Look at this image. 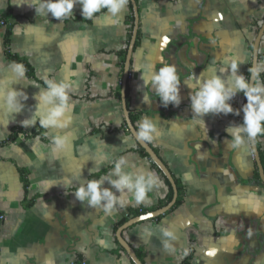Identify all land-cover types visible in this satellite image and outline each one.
Returning a JSON list of instances; mask_svg holds the SVG:
<instances>
[{
	"label": "crops",
	"instance_id": "crops-1",
	"mask_svg": "<svg viewBox=\"0 0 264 264\" xmlns=\"http://www.w3.org/2000/svg\"><path fill=\"white\" fill-rule=\"evenodd\" d=\"M135 1L139 43L131 58L127 108L136 117L137 130L148 118L161 132L147 143L169 169L176 187H181L182 201L157 218L127 228L123 237L143 264H182L187 257L190 264H264V184L254 176L257 166L250 142L234 146L225 131L242 123L243 112L209 113L198 120L191 110L192 90L185 84L191 74L201 79L210 78L213 69L219 74L218 69L232 59L247 78L253 43L264 22V0ZM19 3L23 0H0V15L7 16L10 24L8 46L7 23L0 26V80L14 75L8 67L13 62L8 49L17 63H27L31 69L25 80L12 85L23 88L28 99L20 100L24 108L9 124L4 120L10 118L0 109V141L13 129L28 133L36 129L39 134L23 132L0 146V264H73L77 256L83 264H133L117 241L118 222L128 217V209L151 211L165 205L172 187L137 149L126 130L121 97H115L119 86L121 91L122 52H127L134 23L130 1L118 17L102 9L91 20L81 19L77 3L62 21L50 13L37 16L33 7ZM259 60H264V35ZM164 64L174 65L181 76L178 106L164 107L154 90L143 87L142 72L147 75L149 68L158 71ZM45 78L70 83L73 120L66 129L20 124L35 111L33 95L39 91L25 85L34 81L43 87ZM224 79H229L228 73ZM229 103L241 109L246 103L243 92ZM57 132L67 133L70 144L54 155L51 137ZM256 143L264 154V137ZM120 156L127 157L124 172L151 171L159 178L160 185L147 194L148 202L137 204L128 198L124 207L117 204L106 213L78 201L72 193L78 187L76 178L107 175ZM65 178L73 180L66 189L46 183L59 184ZM102 187L118 197L131 195L127 189L117 192L107 180ZM250 196L260 201L258 211L243 203ZM164 227L177 237L170 240L172 251L164 249Z\"/></svg>",
	"mask_w": 264,
	"mask_h": 264
},
{
	"label": "clouds",
	"instance_id": "clouds-1",
	"mask_svg": "<svg viewBox=\"0 0 264 264\" xmlns=\"http://www.w3.org/2000/svg\"><path fill=\"white\" fill-rule=\"evenodd\" d=\"M33 7L37 16L47 17L49 13L56 20L62 21L64 18L72 15L74 6L79 3L81 6V15L86 20L94 19L96 14L102 9H106L111 17H118L124 10L127 0H23ZM25 27L31 29L32 25ZM19 34V32H17ZM239 62L232 59L230 63L225 62L217 70L213 69V75L210 78L201 79L191 74L187 77L185 84L191 89L190 101L193 115L198 119L206 114L219 115L221 113L228 115H240L243 112V121L239 125L231 124L226 127L225 131L232 137L234 146H241L247 141H256L258 137H264V60H256L255 54L253 62L248 68L247 78L239 71ZM13 76L0 80V109L3 110L6 118L4 123L9 124L15 121V115L19 114L24 108L21 99L27 100L28 96L23 91L12 87L17 81L26 79V68L23 64L12 62L8 66ZM139 70V69H137ZM140 71V70H139ZM224 73H228L229 79H224ZM143 87L154 90L160 103L167 107L169 104L178 106L181 102L180 85L181 76L177 72V68L171 64H164L159 70L149 68L146 75L142 72ZM195 79V83L191 81ZM7 85V87H5ZM31 85L39 88V91L33 95V99L37 101L35 111L30 118L20 121L24 128L35 127L37 124L41 129H66L73 120L71 115L72 106L69 102V93L71 90L70 83L67 81L58 82L54 78H45L43 87L34 81H28L25 88ZM243 92L246 103L241 109H234L229 101ZM143 102H148V96L144 94ZM47 137L49 133L44 132ZM161 135L154 122L148 118L142 119L138 125L136 138L141 141H152L154 137ZM70 144L69 135L57 132L51 137V151L58 154L68 149ZM103 157L102 159H107ZM127 157L120 156L113 161V166L107 175H101L98 179H82L77 177L78 187L72 193L80 202H87L91 208H103L107 213L117 204L124 207L128 198L133 199L137 204L148 202V192L154 186L160 185L159 178L154 172L147 173L141 171L137 174L126 173L123 171V165L127 164ZM133 175L135 178L133 179ZM116 176L117 179H112ZM108 181L117 192L123 193L127 189L131 195L116 196L109 188L102 187L105 181ZM51 186L63 185L65 189L73 184V180L65 178L59 184L46 181ZM243 203L249 205L252 211H258L261 207L259 200L253 196ZM151 215V214H149ZM145 217H141L144 219ZM162 234L165 239L162 240L164 249L172 251L170 240L177 237L174 232L164 227Z\"/></svg>",
	"mask_w": 264,
	"mask_h": 264
},
{
	"label": "water",
	"instance_id": "water-1",
	"mask_svg": "<svg viewBox=\"0 0 264 264\" xmlns=\"http://www.w3.org/2000/svg\"><path fill=\"white\" fill-rule=\"evenodd\" d=\"M129 1L131 4V7H132V11H133L134 23H133V29L131 32V37H130L128 47H127V52L125 55V60H124V64H123V75H122V81H121V103H122L125 123H126V126L128 128V131L131 134V136L133 137L134 141L138 145H140L142 147V149H144V151L147 153L149 159L159 168V170L162 172V174L170 182V185L172 187V197L165 205H163L157 209H154V210H151V211H148V212L142 213L140 215L129 218L122 225H120L116 231L117 241L120 244V246L124 249V251L126 252L128 257L130 258L132 263L133 264H143V262L137 256L134 249L129 245V243H127V241H125V239L123 237V232L127 228L131 227L134 224H137L139 222L146 221L149 219L157 218V217L165 214L166 212H168L176 202L178 191H177V187L175 185L174 179H173L169 169L164 164V162L161 160L159 155L153 150V148L147 143V141H141V140H138L136 138L137 129L135 128V126L133 125V123L130 119L129 110L127 108V103H126V98H125L126 86H127L128 77L130 74L131 58H132V54H133L134 46H135V42H136L137 29H138V19H139L136 1L135 0H129ZM263 35H264V22L259 27L258 33H257L256 38H255L254 43H253L251 64L253 62L254 54H255V59L259 60V45H260V41H261V38ZM250 145H251L253 158H254L256 166H257L259 178H260L261 182L264 184V167H263V164L261 162L257 143H256V141H251ZM149 214H151V215H149ZM141 217H145V218L141 219Z\"/></svg>",
	"mask_w": 264,
	"mask_h": 264
},
{
	"label": "trees",
	"instance_id": "trees-1",
	"mask_svg": "<svg viewBox=\"0 0 264 264\" xmlns=\"http://www.w3.org/2000/svg\"><path fill=\"white\" fill-rule=\"evenodd\" d=\"M83 17H81L82 19ZM0 19H4L5 22L7 23L6 19H7V16L5 15H0ZM131 29V27H130ZM9 33H10V24L7 23L6 25V32H5V44L8 46V36H9ZM139 43V37L137 35V38H136V42H135V46ZM125 54H126V50H124L122 52V61L120 63V66L121 68L123 67V62H124V59H125ZM7 56L9 57V59L13 62H17L19 61L16 57H14L13 55H11L9 52H8V49H7ZM25 65V68H26V71L28 74H31V69L29 67V65L27 63H24ZM247 75H248V71H247ZM129 87H128V84L126 86V94H125V98H126V103L128 105L129 103ZM115 97L120 99L121 97V91H120V86L116 89L115 91ZM130 119L132 121V123H136V117L134 115H130ZM135 125V124H134ZM24 132V135L26 136H34V135H37L39 134V131H37L36 129H34L33 131H31L30 133L28 132H25L23 131V129H13L12 132L10 133V135L8 136V138H6L5 140L3 141H0V146L6 144V143H9V142H12L16 139L17 135L20 134V133H23ZM257 141V140H256ZM258 146V145H257ZM137 149L141 152V154H143L144 156H148L147 153L144 151V149H142V147L140 145L137 144ZM260 153V158H261V162L263 164V167H264V154L259 151ZM21 176H22V180H23V183H24V186L26 188V185H27V180L25 179V172L24 171H21ZM254 176L256 179H259V175H258V171L257 169H255L254 171ZM98 175H92L90 179H97ZM177 191H178V195H177V199H176V202L173 206V208L178 205L181 201H182V189L180 186L177 185ZM172 197V190L170 189L169 193H168V196H167V202L171 199ZM148 209H145V208H140V209H128V217H134V216H137V215H140L142 213H145L147 212ZM3 212L0 210V228H1V225H2V220H3ZM128 217H124L122 218L117 226H120L122 225L125 221L128 220ZM139 258L141 259V256L139 255ZM73 264H83V259L81 256H77V258L75 259L74 263ZM182 264H190L189 262V257L185 258L184 261L182 262Z\"/></svg>",
	"mask_w": 264,
	"mask_h": 264
},
{
	"label": "built area",
	"instance_id": "built-area-1",
	"mask_svg": "<svg viewBox=\"0 0 264 264\" xmlns=\"http://www.w3.org/2000/svg\"><path fill=\"white\" fill-rule=\"evenodd\" d=\"M5 24H6L5 20H4V19H0V26H3V25H5ZM126 130H128L127 127H126Z\"/></svg>",
	"mask_w": 264,
	"mask_h": 264
}]
</instances>
